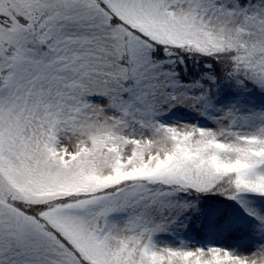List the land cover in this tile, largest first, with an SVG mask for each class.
<instances>
[{"label": "snow or ice", "instance_id": "snow-or-ice-1", "mask_svg": "<svg viewBox=\"0 0 264 264\" xmlns=\"http://www.w3.org/2000/svg\"><path fill=\"white\" fill-rule=\"evenodd\" d=\"M0 264H264V0H0Z\"/></svg>", "mask_w": 264, "mask_h": 264}]
</instances>
